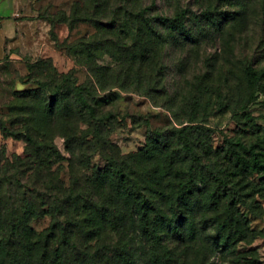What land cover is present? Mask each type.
I'll use <instances>...</instances> for the list:
<instances>
[{"label":"rangeland","instance_id":"1","mask_svg":"<svg viewBox=\"0 0 264 264\" xmlns=\"http://www.w3.org/2000/svg\"><path fill=\"white\" fill-rule=\"evenodd\" d=\"M76 1L0 0V159H33L19 189L33 191L37 184L43 191L30 198L40 211L29 214L22 206L6 212L29 218L36 236L50 232L57 193L31 166L36 168V156L44 158L54 145L64 160L51 162L50 172L68 191L73 159L75 173L90 179L91 199L119 219L121 241L112 231L83 243L79 230L73 246L60 243L61 235L47 250L20 244L13 252H0V264H264V0H145L146 6L156 4L155 14L182 10V22L176 23L180 45L163 37L168 42L160 56L151 54L143 70L139 59L132 70L124 69L117 53L135 47L137 20L124 15L106 41L97 35L96 23L67 21ZM160 25L152 21L153 46ZM251 62L258 69L259 93L249 121L241 108L247 97L244 69ZM61 81L69 115L77 104L69 91L74 83L99 109L100 121L85 112L86 144L75 145L71 153L64 137L41 139L39 148L27 133L31 124L44 129L45 120L54 117L35 90H55ZM185 124L211 128L189 131L195 160L177 139V128ZM157 158L163 160L165 191L159 203L152 191ZM173 166L182 171L178 182L194 179L182 192L169 181ZM2 189L8 205L23 203L17 187ZM229 201L231 228L225 224ZM164 228L172 232L165 252L156 242ZM179 234L185 236L180 244L173 240Z\"/></svg>","mask_w":264,"mask_h":264},{"label":"trees","instance_id":"2","mask_svg":"<svg viewBox=\"0 0 264 264\" xmlns=\"http://www.w3.org/2000/svg\"><path fill=\"white\" fill-rule=\"evenodd\" d=\"M145 0H79L76 1L73 6L70 8L68 14V22L70 24H78L80 22H94L97 25L98 34H103L104 37H107L106 41L113 38V31L116 27L118 21L125 16L133 17L137 20V39L135 47H122L117 50V53H120L122 57L121 62L124 63V69L132 70L135 67V62L139 59L140 68L143 70L147 66V58L151 54L156 57L160 56L162 51V44L167 43L168 40L175 41L176 46L180 45V36L177 34L181 31L178 30L176 23L182 22L181 13L182 10H178L174 16H166L155 14L156 4H151L146 6L144 4ZM66 15V14H65ZM125 15V16H124ZM233 20L232 16L229 18ZM227 19V20H229ZM226 20V21H227ZM229 20V21H230ZM152 21L154 23H160L162 30L156 31L158 34V42L153 46L151 40L152 35ZM223 22L221 27H225ZM173 28L172 32L166 33V30ZM172 35V39H169V36ZM165 37L166 39H164ZM106 43V42H105ZM106 45V44H104ZM161 45V47H160ZM245 78L247 81V97L244 104L242 105L241 110L243 111L247 120H253V115L250 111V105L253 104L258 97L259 93V75L258 69L254 63H249L245 67ZM68 76L64 77V81ZM65 84L61 81L60 85L55 90H49L43 88L42 86L35 90L44 96V107L50 106V111L53 112V120H45V128L42 129L40 124L34 125L31 124L28 127V139L29 141L36 146L42 148L41 139L50 140V137H64L66 149L69 153L73 150L75 145H80V147L85 146L86 138L85 135L87 132L83 128L82 123L86 121V113L90 114V118L100 121V118L97 116L99 109L92 105L90 98L85 92L82 86L74 83L71 90V94L76 99L75 108H73L71 114L67 112V107L64 102L61 100V97L65 95ZM46 112V110H45ZM49 112V111H48ZM108 115H104L101 118L106 120ZM53 125L51 127V125ZM86 123H88L86 121ZM98 127L95 128L97 130ZM195 129H205L210 130L208 126L202 124H185L180 128H177L176 135L179 142L183 145L184 152L192 157L194 160L197 159L195 152L191 147L189 141V131ZM41 133L43 137L36 138L33 133ZM48 148V155L45 154L43 158L42 155L36 156L34 159V165L31 166L32 170L36 171L39 181L45 184V187L53 193L56 191L57 194L54 195V200L50 206V212L54 215V221L51 225L50 232L42 233L36 236L34 230L28 224L30 219L21 216L9 215L6 211L8 210H19L22 206H27L29 214L33 213L35 209L40 211V207L36 208L34 201L30 200L33 197V193H40L42 186L37 184L33 186V191L30 187L28 191H20L21 187V178L24 177L26 171V166H29L28 162L33 159L25 160L23 158L17 157L13 160L7 157H1L0 159V252H13L20 244L25 246V248L34 249L35 247H43L45 250L51 247V244L57 240L58 236L61 235L60 243L66 245H75L78 240H76L77 233L81 231V237L83 243L90 242L94 238L107 237L112 231L119 232V219L112 218L106 210L98 207V203L95 200L91 199L90 196V187L92 186L90 179L85 176H79L75 173V161L69 160L70 166L72 168V184L70 189L67 191L64 188V185L60 178L54 176L49 170L51 162H60L64 160L61 153L53 145ZM41 154L42 152L39 151ZM51 154V155H50ZM41 162H38L40 161ZM157 169L154 174V185L152 186V191L155 193L154 200L159 203L162 202L161 195L165 192L162 185L163 181L161 178L162 169L161 158H157ZM121 182L125 183L126 177L125 174H119ZM182 175L180 169L173 166L169 172V181L172 183L174 188H178L182 192L184 191L185 186H191L194 179L191 178L186 184L178 182L179 176ZM53 176V177H52ZM20 178V179H19ZM45 181V182H44ZM8 185L9 187H17L19 189V195L21 196L22 204L17 201L9 202L5 199V194L3 193V187ZM102 185H96V189H100ZM68 192V193H67ZM22 193V195H21ZM19 198V199H20ZM17 199V198H16ZM29 203L28 205L26 203ZM226 210L229 212V216L225 220V224L231 228L233 226V216H232V203L231 201L227 202ZM42 213V212H41ZM189 213V212H188ZM158 227L162 225L163 220L157 219ZM59 228V229H58ZM171 230L167 231V228H164L159 234L156 235V242H158V250L169 251V246H166V242L169 241V235ZM180 238H173L174 241L180 244L185 239L183 234H179ZM119 240L121 241V234L119 232ZM168 248V249H167ZM112 250V247L108 248ZM182 250V248H181ZM180 250V251H181Z\"/></svg>","mask_w":264,"mask_h":264},{"label":"crops","instance_id":"3","mask_svg":"<svg viewBox=\"0 0 264 264\" xmlns=\"http://www.w3.org/2000/svg\"><path fill=\"white\" fill-rule=\"evenodd\" d=\"M1 24H2V26H4V20H1Z\"/></svg>","mask_w":264,"mask_h":264}]
</instances>
